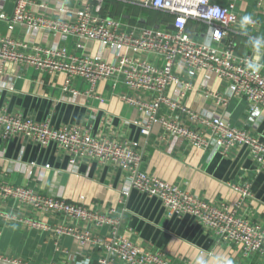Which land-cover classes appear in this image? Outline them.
<instances>
[{
	"label": "built area",
	"instance_id": "2783aa9c",
	"mask_svg": "<svg viewBox=\"0 0 264 264\" xmlns=\"http://www.w3.org/2000/svg\"><path fill=\"white\" fill-rule=\"evenodd\" d=\"M8 1L0 0V21L8 32L0 34V59L33 66L42 73H64L62 90L75 96L79 94L72 86L76 78L86 84V96L92 95L100 82H109L113 92L120 85L134 93L153 92L155 96L149 100L119 92V98L135 108L131 122L139 126L141 134L149 135L156 126L173 139L185 140L203 150L214 148L221 154L245 145L252 159L264 168V138H257L224 115L191 110L180 102L193 89L194 76L205 71L227 82L231 97L246 100L249 121L264 112V65L258 69L249 67L250 63L256 64L253 56L240 55L234 39L229 37V32L239 26L235 7L243 0H229L225 6L213 0H117L163 12L171 17V27L129 25L101 14L99 8L105 0H11L12 11L7 13ZM256 3L260 6L264 0ZM252 19L255 23L249 25L255 27L256 20ZM189 21L204 24L208 40L193 37L187 31ZM17 27L24 29L21 38L13 36ZM40 32L59 35L63 40L69 38L71 45L39 44L35 36ZM169 87H173L171 94L167 93ZM204 94L212 95L208 91ZM213 97L223 105L227 103V97L221 94ZM162 109L166 112L161 113ZM0 134L4 139L19 136L44 146L53 143L68 155L72 165L85 158L120 168L127 174L128 188L159 199L167 217L188 215L217 242L237 246L243 256L257 255L264 262V228L240 212L243 200L251 198L244 186H231L240 194L234 204L207 201L143 171V154L136 142L94 137L76 124L55 127L48 120L38 121L0 109ZM0 198H11L51 216L95 227L117 223L114 210L104 214L71 203L58 193H40L1 180ZM31 224L40 226L38 222ZM88 234L78 236L81 244L89 239ZM103 247L95 264H176L161 250L143 249L122 234L107 238ZM9 261L29 264L17 259Z\"/></svg>",
	"mask_w": 264,
	"mask_h": 264
},
{
	"label": "crops",
	"instance_id": "0c3cea01",
	"mask_svg": "<svg viewBox=\"0 0 264 264\" xmlns=\"http://www.w3.org/2000/svg\"><path fill=\"white\" fill-rule=\"evenodd\" d=\"M213 1L223 6L229 2ZM125 4L143 10L129 2L105 0L99 12L129 25H171V17L163 12L150 10L159 12L161 20L149 24V18L140 11L129 10ZM12 7L13 2L9 0L5 11L10 13ZM235 11L239 26L229 32V37L234 39L236 51L240 55H252L255 63L263 66L264 44L256 49L249 41L252 37H264V4L259 6L256 0L238 1ZM248 14L256 20L255 27L242 26V17ZM187 31L200 40L209 38L206 26L196 21H189ZM7 33L0 21V34ZM13 36L23 37V27H17ZM35 40L46 46L53 42L71 45L69 38L63 40L59 35L42 32ZM96 50L97 46H92V51ZM65 77L64 73H42L33 66L0 59V109L38 121L48 120L55 127L80 125L94 137L136 142L143 154V171L210 202L225 200L234 204L240 194L231 186H244L251 198L243 200L240 212L264 228V168L252 159L247 146L238 145L229 153L221 154L214 148L203 150L185 140L173 139L156 126L149 135L141 134L139 126L131 122L135 108L123 102L119 92L141 100L154 97L153 92L134 93L122 85L113 92L109 82H100L94 93L86 96V84L76 78L72 86L79 94L75 96L62 90ZM192 81L193 89L180 99L184 106L224 115L257 138H264V112L258 119L249 121L246 100L231 97L227 82L205 71L196 74ZM172 91L173 87H169L167 93ZM205 91L212 95H205ZM216 93L227 97L225 105L213 97ZM0 180L40 193H58L71 203L104 214L114 210L117 220L114 226L95 227L79 220L51 216L11 198H0L2 259L29 264H83L88 260L95 264L104 251L106 239L117 233L128 236L143 249L161 250L176 264H197L200 259L205 264H228L229 261L264 264L257 255L243 256L237 246L217 242L188 215L167 217L159 199L128 188L127 174L120 168L85 158L72 165L68 155L53 143L44 146L19 136L4 139L0 134ZM32 222L40 226H33ZM85 232L89 233V239L81 244L78 236Z\"/></svg>",
	"mask_w": 264,
	"mask_h": 264
},
{
	"label": "clouds",
	"instance_id": "9594fccd",
	"mask_svg": "<svg viewBox=\"0 0 264 264\" xmlns=\"http://www.w3.org/2000/svg\"><path fill=\"white\" fill-rule=\"evenodd\" d=\"M217 14H219V10L217 9ZM255 21H253L252 16L250 14L245 15L242 17V26H247L249 24H254ZM249 43L256 49H259L260 46L262 44H264V37H252L249 41ZM249 67L254 68V69H258L260 67V65L257 64H252L250 63ZM83 264H90V262L88 260H84ZM197 264H205V262L200 259L197 261ZM228 264H231V262L229 261Z\"/></svg>",
	"mask_w": 264,
	"mask_h": 264
},
{
	"label": "rangeland",
	"instance_id": "374dc122",
	"mask_svg": "<svg viewBox=\"0 0 264 264\" xmlns=\"http://www.w3.org/2000/svg\"><path fill=\"white\" fill-rule=\"evenodd\" d=\"M124 6H126L129 10H135V11H140V13L145 16L146 18H149L148 23H152L153 21H156L157 23L160 22L161 20V14L159 12L156 11H150L148 9H143V10H139L138 7L136 6H131V5H127L125 4ZM150 21V22H149Z\"/></svg>",
	"mask_w": 264,
	"mask_h": 264
},
{
	"label": "water",
	"instance_id": "95a60500",
	"mask_svg": "<svg viewBox=\"0 0 264 264\" xmlns=\"http://www.w3.org/2000/svg\"><path fill=\"white\" fill-rule=\"evenodd\" d=\"M67 3L69 4L70 2H67ZM169 27H171V25ZM0 264H16V263L0 258Z\"/></svg>",
	"mask_w": 264,
	"mask_h": 264
}]
</instances>
